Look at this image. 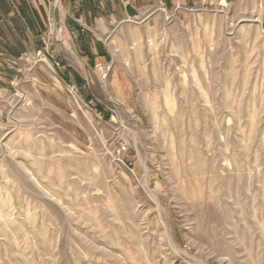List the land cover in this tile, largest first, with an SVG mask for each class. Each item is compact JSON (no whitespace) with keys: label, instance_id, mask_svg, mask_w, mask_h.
<instances>
[{"label":"rangeland","instance_id":"1","mask_svg":"<svg viewBox=\"0 0 264 264\" xmlns=\"http://www.w3.org/2000/svg\"><path fill=\"white\" fill-rule=\"evenodd\" d=\"M68 2L2 96L0 264H264V0L165 3L93 65Z\"/></svg>","mask_w":264,"mask_h":264},{"label":"crops","instance_id":"2","mask_svg":"<svg viewBox=\"0 0 264 264\" xmlns=\"http://www.w3.org/2000/svg\"><path fill=\"white\" fill-rule=\"evenodd\" d=\"M58 1L0 0V121H3L6 110L2 96L7 94V84L10 85L11 79L20 72V54L45 50L44 46L49 42L48 20L52 11H57L58 23L60 17V24H63V10L56 8V4L53 10L51 9V3ZM184 1L69 0L63 15L65 17L67 11L74 13V18L70 19L68 24L77 35L80 52L93 65L95 60L100 63L112 61L111 53L102 42L110 25L130 19H139L150 24L153 16L165 7V3L176 6ZM35 74L43 81L40 69L35 68Z\"/></svg>","mask_w":264,"mask_h":264},{"label":"water","instance_id":"3","mask_svg":"<svg viewBox=\"0 0 264 264\" xmlns=\"http://www.w3.org/2000/svg\"><path fill=\"white\" fill-rule=\"evenodd\" d=\"M54 20H55V22H56V24H57V27L59 28V23H58V13H57V11H55V13H54Z\"/></svg>","mask_w":264,"mask_h":264},{"label":"trees","instance_id":"4","mask_svg":"<svg viewBox=\"0 0 264 264\" xmlns=\"http://www.w3.org/2000/svg\"><path fill=\"white\" fill-rule=\"evenodd\" d=\"M86 53V55H88V53L87 52H85ZM88 58L90 59V56L88 55Z\"/></svg>","mask_w":264,"mask_h":264},{"label":"built area","instance_id":"5","mask_svg":"<svg viewBox=\"0 0 264 264\" xmlns=\"http://www.w3.org/2000/svg\"><path fill=\"white\" fill-rule=\"evenodd\" d=\"M25 59L27 60V59H28V57H27V56H25Z\"/></svg>","mask_w":264,"mask_h":264}]
</instances>
